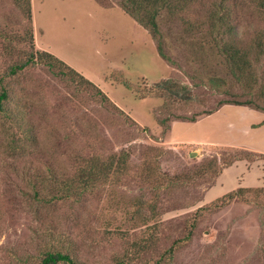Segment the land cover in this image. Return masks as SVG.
<instances>
[{
	"label": "rangeland",
	"instance_id": "rangeland-1",
	"mask_svg": "<svg viewBox=\"0 0 264 264\" xmlns=\"http://www.w3.org/2000/svg\"><path fill=\"white\" fill-rule=\"evenodd\" d=\"M219 1L162 13L169 61L118 0H30V22L24 0H0V80L12 108L0 117V264H37L55 249L84 264H264V53L254 47L264 43V17L252 0H224L233 25L224 37L247 49L253 69L236 80L205 25L187 23ZM36 49L105 98L42 58L10 71ZM214 73L220 88L209 86ZM162 78L172 89L154 86ZM220 99L251 103L201 113ZM124 150L127 162L97 173L78 199L30 194L32 182L70 183L91 157L115 160Z\"/></svg>",
	"mask_w": 264,
	"mask_h": 264
},
{
	"label": "trees",
	"instance_id": "trees-1",
	"mask_svg": "<svg viewBox=\"0 0 264 264\" xmlns=\"http://www.w3.org/2000/svg\"><path fill=\"white\" fill-rule=\"evenodd\" d=\"M254 1V5L256 6L257 10L263 14L264 17V0H252ZM119 5L121 8L128 13L131 17H133L139 24L144 26L148 29L151 35L155 38V45L157 48L158 53L164 58L165 60L171 61V58L165 53L163 47V35L161 32V28L159 25V18L162 16V13L167 12L171 15L174 13H179V11L184 10L190 3H194V0H118ZM25 3V16L28 22L31 21V5L30 0H24ZM229 20V7L225 3L224 0H220L219 3L214 6L213 10L208 12L206 19L201 20L197 19L195 21H187L189 26L194 27L197 30L202 29L205 25V31H209V42L212 46L216 47V50L219 51L218 53L222 55L223 63L225 69L231 73L236 80H239L242 73H249L245 75L246 77L250 76L253 77V69L252 63L248 58V51L247 49L242 48L241 46L237 45L236 41L233 40V37H224L225 33L231 34L233 32V25L228 21ZM208 24V27L206 25ZM30 31L31 35V30ZM29 35L30 41L32 42V37ZM255 53L259 56L260 54L264 53V43L262 39H256L254 41ZM256 55V57H257ZM46 56H49L50 59H45ZM43 59V61L51 68V70L55 73H60L62 76L68 77L69 80H78L85 84H90L96 88V91L101 94L103 98H105L106 94L96 86V84L84 76L81 72H79L76 68L71 66L62 58L58 57L57 55L53 54L47 50H38L36 49L35 52H31L22 62L19 64H15L11 66L10 71L15 72L17 68H22L26 64L30 62H34L36 59ZM252 69V70H251ZM240 77V78H239ZM208 82L210 83V87H218L220 88L221 78L219 74L214 73L212 77H208ZM174 81L171 78H162L158 80L154 86L161 87V88H169L172 89ZM182 88L186 85H180ZM187 89V88H184ZM176 94V91L174 92ZM9 100V92L6 85L0 80V117H10L12 108L8 105ZM236 103V104H249L251 101L244 100H229V99H220L217 105L210 107L207 110L202 111L201 113L208 114L213 112L214 110L218 109L220 105L224 103ZM254 108H258L260 106H253ZM196 113L191 117H188L189 121H194L198 119V115L201 114ZM17 120L18 118L15 117ZM166 121L165 118L161 120L162 123ZM167 124V123H166ZM165 124V125H166ZM17 148H20L21 144L15 145ZM12 144L9 145L8 149H12ZM30 152L29 155L33 154ZM24 154V153H23ZM22 154V155H23ZM130 154L128 151H121V153L116 157L114 160L111 158L110 160L107 159L105 161L97 160L96 157H91V164L86 171L87 173L82 171L80 177L75 179L74 181L63 182L62 185L56 181L55 176L54 179L50 178L49 182L40 181L37 184L32 182V192L30 193L33 198L39 199L42 197L43 200L49 199H62V198H74L78 199L80 195L91 185L90 180L97 177V173H107L111 170L115 163L119 164V162H127ZM238 156L233 155L232 158H237ZM40 160L45 163V167L47 165L48 170L51 172L52 175H56V168L52 169L51 162L48 160H41L38 158L36 154L32 160ZM34 169H37L36 167ZM91 174H95L91 176ZM53 179V180H52ZM52 180V181H51ZM40 183H46L48 186L45 191L38 189V185ZM232 193L229 192V195ZM84 264L79 262L76 258L68 251H63L61 249L55 250H46L44 255L41 257L40 261L37 264ZM115 264H125L122 260H117ZM154 264H160L155 262Z\"/></svg>",
	"mask_w": 264,
	"mask_h": 264
}]
</instances>
